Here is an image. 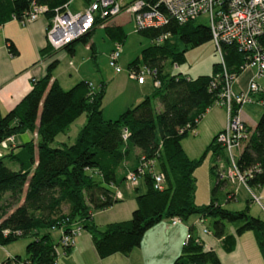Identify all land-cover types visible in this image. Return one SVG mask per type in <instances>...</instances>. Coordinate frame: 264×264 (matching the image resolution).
Segmentation results:
<instances>
[{
  "label": "trees",
  "instance_id": "trees-1",
  "mask_svg": "<svg viewBox=\"0 0 264 264\" xmlns=\"http://www.w3.org/2000/svg\"><path fill=\"white\" fill-rule=\"evenodd\" d=\"M30 2L45 6L42 16L48 21L54 8L68 0H0V24L10 20L11 15L21 16ZM105 19L108 18L95 19L88 31L63 49L71 53L74 43H85L92 28ZM105 30L114 42L120 43L123 37L120 27L105 26ZM136 32L147 38L148 43L127 63L126 70L136 71L140 66L153 68L159 83L115 117L101 115L104 83L92 85L80 79L62 88L56 80H50L55 60L46 65L45 73L31 82L30 88L10 109L0 112V141L22 132L34 134V139L8 143L7 150L0 155V245L28 237L22 258L4 257L0 264H52L56 239L51 237L50 230L61 228L66 233L73 223L88 233L97 257L114 252L126 255L139 244L143 232L160 219L176 216L184 220L189 215L209 218L210 233L222 241L232 242V236L224 234L226 223L233 226L235 235L251 231L264 264V219L250 215L247 204L232 210L214 198L215 190L226 184L225 179L218 177V164L209 167L213 182L208 201L200 204L193 201V170L202 155L188 157L180 146V139L216 102L224 76L216 62L212 63L209 74L194 78L171 72L168 67L182 63L188 47L210 40L207 26L194 24L193 20L180 24L168 20L159 27ZM161 32L168 35L160 43L153 42L152 38ZM5 46L10 55L16 54L9 39ZM88 49L92 52L91 43ZM46 50L50 48L45 44L39 51ZM220 51L224 71L236 76L247 60L245 54L233 44L225 43L220 44ZM248 96V104H254L258 113L252 128L244 125L247 137L234 163L240 172L249 171L245 183L252 187L264 182V88ZM154 101L158 102V109ZM81 113L84 121L73 140L54 143V136L64 133ZM214 138L215 134L204 151L210 149L224 167L227 162L224 150ZM147 160L151 161V171L138 175L143 189L134 194L135 207L129 217L100 226L93 224L92 211L117 201L111 187L124 180L126 171H135L140 162ZM156 172L162 176L160 189L152 187V173ZM132 187L137 189L135 185ZM4 193H7L5 197ZM231 198L229 190L225 199ZM62 203L66 204L65 211L61 210ZM170 264L220 262L212 249L203 248L200 240L188 234Z\"/></svg>",
  "mask_w": 264,
  "mask_h": 264
},
{
  "label": "crops",
  "instance_id": "crops-1",
  "mask_svg": "<svg viewBox=\"0 0 264 264\" xmlns=\"http://www.w3.org/2000/svg\"><path fill=\"white\" fill-rule=\"evenodd\" d=\"M127 1L128 0L124 2ZM116 15L108 18L109 22L103 23V25L118 26L122 30L121 24L123 22H118L115 19ZM125 16L128 20L127 14ZM46 23L47 19L41 15L33 21L25 24H20L13 19L7 20L0 24L1 113L10 109L21 98V96L30 88L31 82L41 77L45 73L46 65L52 60H55V65L50 71V80H56V82L62 88H67L75 82V79L73 78L67 79V77L70 76V73H67L68 76H64V78L60 79L55 70L58 62L61 59L67 57L68 53H65V49L61 48L57 50L50 49L43 52L39 51L45 46L43 32ZM6 39H9L15 47V55H10L8 53L5 46ZM72 52L70 54H72ZM214 62H216V56L213 50L212 53L203 55L201 58L191 64L187 63L184 59L182 63L176 64L175 67L170 66V71L183 74L189 78H194L197 75L209 74L211 65ZM246 68L247 67L243 68L231 82L230 87L232 91L241 90L245 87L248 77L253 72L250 70V67H248L247 71H243ZM73 71L74 75H72V77L76 76L75 78H78V76H80L78 69L76 68ZM237 78L238 83H242L243 85V87L237 85L241 89L234 87L232 88V84L237 81ZM83 80L85 79L83 78ZM143 83L144 79L141 83H137L134 80L135 89L132 90V88H130L126 95L123 96L122 92H119L116 89L114 96L110 99L111 101H109V103L112 101L113 102L106 110L105 116L103 115V106L100 103L102 117L113 118L120 111L134 104L143 95L148 94L151 88H142L141 85ZM105 93L106 84H104L102 98ZM243 106L244 109L242 111ZM154 107L155 109L159 108L157 101H154ZM222 109L223 108L221 106L212 105L203 113L204 117L205 115H208L206 122L209 124L210 135L214 134L223 126L224 112ZM210 110L212 112H210ZM254 113L255 115L258 113L257 107L254 104L247 103L241 105L238 111L240 119L246 126L250 128L253 127L255 121L252 125H249L246 119H248V117ZM55 142L64 141L60 140ZM182 150L184 149L182 148ZM184 153L186 154V152ZM212 164L214 163H211L210 165ZM210 165L208 166L207 172V185H209V190L213 182L209 170ZM11 167L15 166L12 165ZM118 184L111 187L114 192V197L116 200H118L122 197V194H126V197L130 198V204L128 208H119L117 211L111 214H104V217L98 219L95 217L96 214H94V212H97L98 210L112 209L114 202L105 208L94 210L91 212V222L93 224L100 226L109 221L126 219L128 218L131 210L135 207V202L133 201L134 195H132L133 192H127V189H125L124 193H121L118 188ZM226 185L228 187H225V184L218 187L213 195L218 202H221L223 207L234 210L240 209L245 204H247L250 215L264 219V182L260 185L249 187L250 194L242 186L236 183L231 185L226 181ZM229 190H231L232 198L226 200L225 193ZM252 196L256 199L255 201H253L254 199ZM209 197L210 193L207 194L205 199L206 201H204V203L208 201ZM200 202L201 201H198L197 204H200ZM209 221V218L199 217L197 215H189L186 219L174 224H170L167 219H160L143 232L139 244L131 248L126 255L114 252L102 258L96 256L90 243L89 235L85 230H83L82 232H78L73 236L72 244L67 250L60 249L59 252L56 250L55 264H170L172 259L178 254L186 234H189L200 240L203 248L212 249L218 257L220 264H263L251 231L246 230L239 235H235L233 226L229 223H226L224 226V234L231 235L232 242H229L228 240L222 241L221 238L214 237L210 233ZM202 228H205L206 232H203ZM8 245V243L0 245V261L4 257L18 255L17 251ZM225 245L230 246V248H224Z\"/></svg>",
  "mask_w": 264,
  "mask_h": 264
},
{
  "label": "built area",
  "instance_id": "built-area-1",
  "mask_svg": "<svg viewBox=\"0 0 264 264\" xmlns=\"http://www.w3.org/2000/svg\"><path fill=\"white\" fill-rule=\"evenodd\" d=\"M69 1V0H68ZM82 11L70 13L66 10V4L54 8L44 27L45 44L51 50L63 48L67 43L82 36L94 24L95 19L110 18L124 10L132 23L133 31L146 28H156L165 24L168 20L183 23L193 20L197 15H204L206 26L209 30L213 50L217 55L216 63L220 65L224 76L223 88L213 105L221 106L224 110V124L215 133V142L224 150L227 162L223 167L218 166V177L225 179L230 184L236 183L242 186L250 194L249 187L245 183L249 171L240 172L234 163V157L240 150L242 141L247 137L245 124L240 119L238 111L241 105L250 102L249 93L264 88L258 84L257 79H264V0H128L121 3L119 0H86ZM44 5L30 2L28 9L18 18L11 15V19L20 24L33 21L45 11ZM168 35L161 32L152 38L153 42L160 43ZM233 44V46L245 54L247 60L240 68L253 67L252 74L248 77L243 90L232 91L230 84L235 76L224 71L221 58L220 44ZM119 43L114 42L107 54V64L114 72L120 71L117 64ZM176 65L173 64L172 67ZM127 76L137 83L143 81V75H148L152 86L158 85L155 77V69L140 66L136 71L126 70ZM34 81V80H33ZM1 142V141H0ZM2 142L13 143V136H6ZM151 161H142L134 170H128L124 174V182L134 186L137 184L138 175L149 172ZM162 176L160 173H152V187L160 189ZM227 197H230L227 195ZM253 197V196H252ZM254 200H256L253 197ZM170 224L179 223L176 217L168 219ZM81 230L77 223L71 224L68 232L61 228L57 230L56 245L62 250L72 244L73 236ZM206 232L205 228H202ZM2 233H6L3 230ZM188 237L185 235L184 240ZM55 259L52 264H55Z\"/></svg>",
  "mask_w": 264,
  "mask_h": 264
},
{
  "label": "rangeland",
  "instance_id": "rangeland-1",
  "mask_svg": "<svg viewBox=\"0 0 264 264\" xmlns=\"http://www.w3.org/2000/svg\"><path fill=\"white\" fill-rule=\"evenodd\" d=\"M119 1L123 3L126 0H119ZM84 8H85V2L83 0H69L66 4V10L70 13L82 11ZM126 14L127 13H125L124 10H120L119 14H117L115 17V19L118 22L120 23L123 22L121 24L123 37L119 41L120 43H119V51L117 57V64L120 68V71L114 72L112 68L107 64V54L112 48L114 43V41L106 34L105 26L103 25V23L109 22L108 19L102 20L92 28L91 33L85 43L81 41H76L73 45L72 54L65 52L66 54L68 53L67 57L61 59L58 62L55 69L60 79L64 78V76H68L67 73H70V76L67 77V79L73 78L75 79L74 81H76L78 80V78L79 80L84 78L85 80L89 81V83H91L92 85H97L99 82L106 84V93L101 100V105L103 106V110H104V114H103L104 116L106 115L105 114L106 110L113 102L112 101L109 103V101H111L110 99L114 96V92L116 89L117 91L122 92V96L126 95L127 91H129L130 88H132V90L135 89L134 79H130L127 76L126 65L131 59H133L138 54L140 48L147 45L148 43L147 38L133 31L132 23L129 20V18L128 20L126 19L125 16ZM193 23L205 25L206 24L205 16L197 15L193 19ZM170 39L174 40L177 43V45L181 46V43L177 41L174 37H170ZM89 43L92 44L93 47L92 52L88 49ZM212 52H213V45L211 43V40H207L198 45L188 47L184 51V59L187 63L191 64L194 61L201 58L203 55ZM214 54L217 58L215 52ZM76 68L78 69V73L80 75L78 76V78H75L76 76L72 77V75H74L73 70ZM168 68L170 69V67ZM247 70L248 67L243 71H247ZM250 70L253 71L254 70L253 67H250ZM238 78L237 81L235 82L236 85L235 83L232 84V88L234 87L238 89L239 88L238 86L243 87L242 83H238ZM143 79H144V83L141 85V87L152 88L149 76L143 75ZM256 82L264 86L263 78L257 79ZM244 106L242 108V111L244 109ZM211 110L210 112H212ZM207 116L208 115H205L204 117V115L202 114V116L199 118L200 121L199 120L197 121L194 128L191 131H189L183 138L180 139L181 146L184 149L183 151L186 152L188 157L196 158L202 155L200 162L193 170V176L195 180L193 201H195L196 203H198V201H201L200 203H204V201H206L205 199L207 197V194L209 193V185H207L208 166L211 163L218 164V166L221 164L218 159L214 158L213 155L214 153H212L210 149L204 151V148L211 139V136L222 128L221 127L214 134L210 135L209 124L206 122L208 118ZM256 117L257 114L255 115V113L249 116L248 119H246L247 123L249 125H252ZM224 119H225V115H224ZM83 121H84V115L81 113L75 120H73L68 125L64 134L58 133L54 136V143L55 141H60V140L64 141L65 143H70L73 140L77 128L83 123ZM30 137L34 139V134L29 132L14 134L13 143L15 144L20 141H24ZM7 146H8L7 142H2V141L0 142V155L7 150ZM6 163L9 166L13 165L11 162L6 161ZM135 186L137 187L136 190H134L131 185L127 184L124 181H121L118 184V188L121 193L122 192L124 193V190L127 189V192H133L132 195H134L135 193H140L143 189V185L140 182V180L137 181V184ZM225 187L228 186L225 184ZM6 195L7 193H4L3 196L5 197ZM20 201L21 199L19 200V202ZM129 204H130V198L126 197V194H122V197L114 202L112 209L98 210L97 212H94V214H96L95 217L97 219L102 218L104 217V214L107 213L111 214L117 211L119 208H123V207L128 208ZM60 207L62 211H65L66 204L62 203ZM82 231L83 230L81 229L79 233ZM50 235L53 239H56L58 236L57 230L51 229ZM27 239H28L27 236L18 237L16 240L9 242L8 246L14 248V250L17 251L19 257L22 258L24 256V244L27 241ZM60 249L61 247L59 245H56L57 252H59Z\"/></svg>",
  "mask_w": 264,
  "mask_h": 264
}]
</instances>
